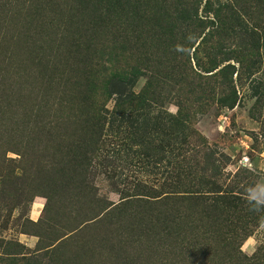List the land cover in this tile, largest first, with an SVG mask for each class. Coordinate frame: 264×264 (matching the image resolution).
Listing matches in <instances>:
<instances>
[{
    "label": "rangeland",
    "instance_id": "obj_1",
    "mask_svg": "<svg viewBox=\"0 0 264 264\" xmlns=\"http://www.w3.org/2000/svg\"><path fill=\"white\" fill-rule=\"evenodd\" d=\"M79 1L0 0V239L20 245L7 248L14 264H23V255L43 264L224 263L229 259L216 235L227 231L246 234L232 250L259 261L264 217L253 226L246 209L233 208L230 198L235 191L244 200L248 186L264 180V5L259 0L234 3L244 26L255 32L247 45L254 50H243L242 36L235 34L241 27L228 23L221 26L229 30L223 39L215 34L199 45V34L179 59L155 49L159 40L152 33L135 38L124 32L113 16L118 11L95 13ZM205 1L200 16L207 15ZM124 35L128 39L121 51ZM141 40L154 48L142 49ZM112 55L118 61L110 66ZM254 59L258 62L250 66ZM156 63L158 72L183 64L189 78L180 87L185 93L173 88L165 98L154 87L151 67ZM101 65L111 67L108 77L118 81L90 96L93 109H100L96 116L103 118L91 153L85 152L90 138L83 119L73 116L68 88L77 69L94 71ZM224 66L229 68L222 78ZM227 86L235 92L232 108L216 99ZM202 94L210 99L196 101ZM170 118L181 120L183 132L163 124ZM167 143L179 149L169 152ZM210 162L220 175L210 176ZM176 163L189 166L182 180L203 191L197 194L202 201L196 206L187 200L146 204L147 197H176H158L169 191L162 185L176 180ZM81 169L87 179L77 186L74 175ZM148 213L170 216L152 228L151 239L137 221ZM121 214L119 225L115 217ZM46 236L53 240L48 247ZM250 237L261 242L251 256L241 251ZM4 249L0 243V264H8ZM259 262L264 264V257Z\"/></svg>",
    "mask_w": 264,
    "mask_h": 264
},
{
    "label": "trees",
    "instance_id": "obj_2",
    "mask_svg": "<svg viewBox=\"0 0 264 264\" xmlns=\"http://www.w3.org/2000/svg\"><path fill=\"white\" fill-rule=\"evenodd\" d=\"M258 0H248L247 2L244 1L243 3H247L249 5H252L251 3H255ZM259 4L264 5V0H259ZM203 0H80L79 5H82L83 7H86L90 5L92 9H94L95 13L101 10H106V8H110L112 10L118 11L114 12L116 17V20L122 24V30H127L126 32H130V35L135 38H140L144 36V34L152 33L159 42L154 43L155 49H160L162 52H168V54H172L175 57H178L179 59L184 58V49L187 47V44L191 41L199 37L198 35L203 34V38L199 42V45L203 42H210L209 39H211L215 34H217L220 38L223 39V37L227 36L229 33L228 28H222L225 24H238L241 27V31L237 34H240L242 37V42H244L245 47L243 50L245 52H249L250 50H254V47H250L251 49L247 47V45H250L252 41H249L255 34L254 30H250L248 28V25L245 24L244 21H242V16H238L239 14L236 11L237 0H225L224 3L216 4L215 0H206L205 5L203 7L202 12L207 14L206 16H200L199 15V9L201 6V3ZM235 3V4H234ZM235 7V8H234ZM170 9L172 11H170ZM248 11H246L247 13ZM237 13V14H236ZM105 14H107L105 12ZM106 17H109V15H106ZM152 25V26H151ZM209 25L210 29L207 30V33H204L205 26ZM222 26V27H221ZM125 27V28H124ZM148 27V30H145ZM230 32H233L232 30ZM234 33V32H233ZM127 36H123V41L120 43V50H125V43L127 41ZM256 39V38H253ZM147 40H141L140 43L142 45L140 46L142 49H148L151 50V48H154L153 46L151 48L148 47V45L145 43ZM162 45V47H160ZM252 52V51H251ZM249 56V55H248ZM253 56V55H252ZM110 62L108 63L110 66H113L115 62L118 61V56L112 55L108 58ZM147 61V59H146ZM258 61L253 60L250 63V66H254ZM160 65L159 64H152V73L153 76L151 77L153 81L154 87L157 86L160 93H164L165 98H168L170 96V92L173 88H176L177 93H185L180 87L182 84L188 83V76L185 74V70L183 69V64H181L178 68L172 67L170 68V71H159ZM217 67H215L216 69ZM229 67H223L220 69L219 74L224 78L226 75V69ZM214 69V70H215ZM172 70V71H171ZM110 72H113V69L106 65H101L96 70H83L77 69V72H73V77L71 81L69 82V99H70V109L73 113V116L77 115L78 118L83 119V123L85 124V128H82L83 130L87 131L88 133H85L90 138L89 144H84V148L87 149L85 152H93L94 148H90L92 145L96 143V140L93 141V137L99 136L102 134L103 130V118L100 116H96V112L100 111V109L94 108V103L90 102V96L94 93V91H100L105 89V85L110 83L111 81H118L117 76L108 77V74ZM190 74L199 77L198 74H196L192 70L190 71ZM164 74V76H162ZM116 79V80H115ZM161 84V85H160ZM160 85V86H158ZM234 88L232 86H227V93L226 94H220L218 95L217 102L223 107L232 108L236 104V99L234 96ZM154 94V93H152ZM151 96V95H150ZM158 98H162L161 95H157ZM209 94H202L201 96H196V101H206L210 98ZM214 98V97H211ZM171 99H174L173 97ZM215 99V100H216ZM75 100H78L77 102ZM75 114V115H74ZM92 116V118H90ZM178 118H170L167 120H162L164 125H170L169 128H172V130L179 129L181 132H183L184 125L180 122ZM176 131H173L171 135H174ZM192 134V133H191ZM169 133H166V137L169 136ZM177 138V137H175ZM167 150L171 152V150H178L174 146H170L169 143H167ZM209 149L208 147H206ZM82 150V147H81ZM83 151V150H82ZM177 157H180L179 155ZM175 157V158H177ZM184 161L182 159L179 162ZM214 161H217L216 159ZM184 163V162H183ZM172 164V163H171ZM176 173L174 175L175 179L173 182H166L163 186L165 190V186L167 187V190L169 191H163L161 192L158 197H162V195L173 194L176 195V197H162L158 200H155V197H147V200L144 202H147L146 204H157V203H163V201H170L174 205L181 204L182 201H192L194 206H196L197 203L202 201V198L198 197L201 189H194V186L192 187L191 183L188 184L186 180H182V176L185 175V177H188L186 174V171L183 169L187 167V170L189 171V166H181L179 163H176ZM214 162H210L207 164L209 166V172H211V177H216L220 175L219 167L217 165H214ZM204 170V169H202ZM206 170V169H205ZM71 176V175H70ZM69 175H65L63 179L68 182V180H71L72 177ZM81 178V179H80ZM86 175L82 174V169L78 171L77 174L74 175V180L77 186L81 185L86 181ZM211 182L203 183L204 188L208 187ZM189 194L191 196L189 197H180L181 194ZM213 194L217 193V191L212 192ZM234 194L238 196H234ZM240 195L241 193H237L235 191H231V205H235L233 208H239L240 211H243L245 208L248 212L246 214L249 221L248 223L253 224V226H256V224H259L262 218L264 217V213H252L248 210L245 200H241ZM154 198V199H152ZM140 199V198H139ZM219 197L214 198V204L217 205L219 201ZM143 200L140 202H143ZM155 200V201H152ZM137 201V202H136ZM134 202L139 203V200H136ZM162 201V202H159ZM23 202H21L22 204ZM49 204V200H48ZM113 205V204H112ZM126 204L122 205L125 206ZM117 205H114L113 207H116ZM119 208H116L118 210ZM123 214L120 216L115 217L116 221L119 223H123L124 217L122 218ZM167 215H152L150 213L142 216V218H138L137 221L140 225H143L142 228L146 229L145 234L148 233V237L151 239L156 234H154L153 229L157 224H162L165 222V220H168ZM177 217V216H176ZM125 220H130L131 217H125ZM173 220L169 219V222H172ZM135 222V221H134ZM174 224V223H173ZM141 226H139L140 228ZM141 229V228H140ZM167 230V227H166ZM179 232L175 231L176 234L179 236ZM246 234L240 232H222L219 233L217 236V239L219 243L222 245V249L224 251V255L227 256L229 259V262L224 263H217V264H260V260L258 259V256H255V258L248 259L241 255L239 251L232 250V245L238 240L240 237H244ZM47 237V236H46ZM39 242L43 243V240H41V237L39 236ZM48 240L47 245L45 247H48L53 242L52 239H50V236L46 238ZM0 243L4 245V255L8 256V264H14L16 261L14 257H10L14 254L9 252V250H12L14 246H20L18 243L13 244L11 241H4L3 239H0ZM39 247V246H38ZM45 247L39 248L43 249ZM7 248L9 250H7ZM22 259L20 261L23 264H43L42 261L35 260V258H32L31 256H22Z\"/></svg>",
    "mask_w": 264,
    "mask_h": 264
},
{
    "label": "clouds",
    "instance_id": "obj_3",
    "mask_svg": "<svg viewBox=\"0 0 264 264\" xmlns=\"http://www.w3.org/2000/svg\"><path fill=\"white\" fill-rule=\"evenodd\" d=\"M172 111H176V109L172 108ZM244 197L245 204L250 212L256 214L264 213V180H257L252 185H249ZM260 243V241L250 237L247 242L248 246L242 247L241 251L249 256L254 255Z\"/></svg>",
    "mask_w": 264,
    "mask_h": 264
},
{
    "label": "snow or ice",
    "instance_id": "obj_4",
    "mask_svg": "<svg viewBox=\"0 0 264 264\" xmlns=\"http://www.w3.org/2000/svg\"><path fill=\"white\" fill-rule=\"evenodd\" d=\"M249 243H251V241H249Z\"/></svg>",
    "mask_w": 264,
    "mask_h": 264
}]
</instances>
